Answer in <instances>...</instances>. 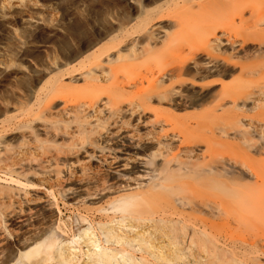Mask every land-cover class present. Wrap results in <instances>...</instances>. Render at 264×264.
<instances>
[{"label":"rangeland","instance_id":"rangeland-1","mask_svg":"<svg viewBox=\"0 0 264 264\" xmlns=\"http://www.w3.org/2000/svg\"><path fill=\"white\" fill-rule=\"evenodd\" d=\"M239 1L194 0L180 9L188 19L183 26L175 18H167L164 23L171 25L169 31L178 32L177 38L192 39L204 23L223 19L225 22L230 15L232 19L234 3ZM243 1L254 5L261 0ZM159 3L154 0H0V264L10 258L13 260L9 264H60L59 252L67 253L73 236H83L88 228L114 254V262L120 264L129 256L134 257L135 263L127 264H264V239L258 236L260 239L253 242L256 235L264 233V207L254 208L241 222L231 220L228 230L224 229L229 231L228 241H218L215 249H198L190 244L188 234L179 231L177 224L191 213L205 212L190 205L181 206L182 190L177 186L180 171L174 165L172 171L176 177L169 179L164 189L154 187L157 171L130 174L109 161L118 157L121 140L131 137L138 144L139 157L153 152L162 166L168 158L167 148L159 146L150 132L163 133L164 129L171 131L168 138L173 143V154L181 151L183 159L194 162L196 171L205 162L202 156L194 157L205 149V144L196 145L191 157L184 147H179L181 140L173 136V131H179L183 127L181 123L153 122L157 111L198 116L205 113L202 107L176 108L171 102H160L154 97L147 100L150 106L145 117L150 120L139 122L129 106L137 88L125 83L118 88L119 94L114 93L113 80L101 72L119 66L121 79L130 74L128 61L116 60L120 49L122 54L127 53L125 42L116 45V36L128 40L133 26L139 27L148 13L156 14ZM191 10L198 15H193L195 21L190 18ZM250 15L248 10L245 16L248 19ZM235 24L237 30L245 29L239 18ZM236 29L232 31L239 33ZM164 38L162 32L154 44L159 52L143 64L179 58L172 49L175 41L168 40L164 45ZM248 46L255 47L259 55L236 57L239 65L233 76L214 75L205 80L216 81V88L223 83L240 82L242 64L253 66L264 60V43L253 40ZM256 72V79L263 78ZM254 90L247 99V105L252 107L249 114L264 109V91L256 87ZM109 94L122 106L118 115L112 114ZM225 103L222 109L234 106L232 98H227ZM262 116L255 122L259 121L264 128V118L259 119ZM208 121L205 122L209 124ZM191 126L196 128L194 122ZM235 127L253 129L246 121L236 122ZM215 136L242 143L232 135L217 132ZM250 152L264 157L263 151ZM225 167L242 183L256 179L232 161ZM160 191L161 198L155 197ZM122 201L131 202L127 212L118 209ZM112 227L123 236L128 235V239L120 243L109 239L108 229ZM48 240L54 241L50 255L27 254L37 246L42 250ZM81 247L87 251L89 244L82 243ZM234 247L236 254L227 252ZM79 254V262L88 260V256Z\"/></svg>","mask_w":264,"mask_h":264},{"label":"bare ground","instance_id":"bare-ground-1","mask_svg":"<svg viewBox=\"0 0 264 264\" xmlns=\"http://www.w3.org/2000/svg\"><path fill=\"white\" fill-rule=\"evenodd\" d=\"M193 1L154 0L155 3L160 2L156 14L148 13L145 19L138 24L140 28L133 26L128 40L122 39L119 35L116 36L118 38L116 45L125 42L127 51L126 54H122L123 49H120L116 60L128 61L126 65L131 71L130 74L128 73L124 80L121 79L119 66H112L110 70L103 69L101 72L107 74L104 76L105 78L113 80L114 93L119 94L118 88H122L125 83L137 88L129 106L131 114L136 115V120L139 122L150 120L145 117L147 107L150 106L147 100L154 97L160 102H171L176 108L181 106L202 107L205 110V113L198 116L171 113L168 115L157 111L153 120L154 123L162 124L165 122L181 123L183 127H180L179 131L174 130L173 136H177L181 140L179 147L181 149L184 147L188 157H191V152L196 145L205 144V149L194 155V157L202 156L204 158L205 162L201 165L200 171H196L194 162L183 159L179 154L181 151L176 154L171 152L173 143L168 138L171 131L164 129H162L163 133L150 132L152 139H155L159 146L164 145L167 148L168 158L165 159L162 166L156 161L157 158L153 152L146 154V157H139L138 144L131 137L121 140L118 145V157L110 158L109 161L115 163L117 168L126 170L130 174H149L151 171H157L154 187L164 189L169 183L168 180L176 177L172 171L174 165L180 171L177 186L182 190L179 197L181 206L190 205L196 211L205 212L203 214L191 213L188 217L180 219L177 224L178 229L184 235L188 234L191 238L190 244H194L198 249H215L218 247V241H228L229 231L225 232V230H228L226 228H229L228 224L231 220L241 222L253 212L254 208L263 209L264 207V157L256 156L250 152L258 150V152L263 151L264 153V128L258 123L259 121L255 122L258 116L264 115V109L261 112L249 114L252 107L247 105V99L255 93L254 87L258 88L260 92L264 91V60L258 61L253 66L242 64L239 78L241 81L238 83H223L220 88H216V81L209 82L205 79L214 75L233 76L239 65V62L235 60L236 57L242 54L250 56V53L259 55L257 49L249 47L248 44L253 40L264 43V26H262L264 25V0L255 1L258 4L253 2L254 5H248L246 1L244 4L243 0H237L239 3L232 4L234 7L231 5L235 11L233 8L230 9L234 13L228 12L234 15L232 19L230 18L232 15L228 14L230 17L227 16L231 22L227 17L225 22L224 19L223 21L207 22L199 28L192 39L177 38L178 32L169 31L171 25L165 24L164 20L175 18L180 26H183L188 19L183 14L184 10L180 9ZM248 10L251 11V17L247 19L245 13ZM191 14L192 21L197 20L194 17L198 16L196 11ZM236 18H239L241 24L245 25L244 30H237V26L235 28ZM235 29L239 33H234ZM162 32L165 36L164 45L168 40L175 41L172 49L177 51L179 58L172 62L166 60L161 63L149 64L147 62L148 64L145 65V62L143 64L145 60L151 59L159 52L160 49L154 44ZM227 45L228 47H225ZM141 58L142 60L139 61ZM255 72L258 74L260 72L263 78L256 79ZM227 98L233 99L234 106L231 109H222ZM108 103L111 104L113 116L118 115L122 109L120 102L112 94H109ZM219 109H222L223 112L218 113ZM209 118L213 122H209ZM260 118L262 119L264 116ZM213 119H219L221 123L219 120L218 122ZM205 121H208L209 124ZM214 121L216 122L214 123ZM240 121H246L253 129L236 128L235 123ZM191 122L196 124V128L191 126ZM210 124L213 125V129L212 125L209 128ZM217 132L222 135H232L234 138L240 139L242 143L225 141L221 137L215 136ZM231 161L238 164L242 171L254 175L256 179L252 182L242 183L239 181L240 178L225 167V164ZM15 181L19 180L15 179ZM154 195L161 198L163 194L160 191ZM130 205L131 202L122 201L118 209L127 212ZM185 220L189 224H186ZM82 234L83 236H73L68 242L67 253L59 252L60 264H120L117 260L114 262V254L108 252L101 244L92 228L85 229ZM108 235L109 239L114 238L118 243L128 239V235L123 236L114 227L108 229ZM258 236L264 239L263 233L256 235L253 242L260 239ZM142 239L147 241L145 236H142ZM82 243L89 244L87 251L81 247ZM53 246L54 241L48 240L43 244L42 250L41 246H37L30 249L27 254L30 256L33 253L46 252L50 255ZM236 249L237 247H234L227 252L236 254ZM80 252L88 256V260L79 262L81 260ZM12 260L10 258L5 264L11 263ZM130 261L134 262L133 256L125 258L124 264Z\"/></svg>","mask_w":264,"mask_h":264}]
</instances>
